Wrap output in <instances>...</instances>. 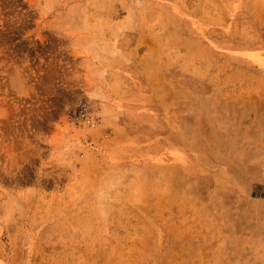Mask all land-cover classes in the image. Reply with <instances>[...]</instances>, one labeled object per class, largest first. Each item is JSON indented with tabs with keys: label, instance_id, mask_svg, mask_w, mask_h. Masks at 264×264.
I'll use <instances>...</instances> for the list:
<instances>
[{
	"label": "rangeland",
	"instance_id": "374dc122",
	"mask_svg": "<svg viewBox=\"0 0 264 264\" xmlns=\"http://www.w3.org/2000/svg\"><path fill=\"white\" fill-rule=\"evenodd\" d=\"M0 264H264V0H0Z\"/></svg>",
	"mask_w": 264,
	"mask_h": 264
}]
</instances>
